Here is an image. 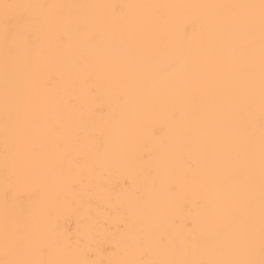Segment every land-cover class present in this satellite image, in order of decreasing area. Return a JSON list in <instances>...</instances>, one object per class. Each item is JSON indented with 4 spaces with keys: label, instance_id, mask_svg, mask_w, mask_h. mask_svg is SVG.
<instances>
[{
    "label": "snow or ice",
    "instance_id": "6c2138e0",
    "mask_svg": "<svg viewBox=\"0 0 264 264\" xmlns=\"http://www.w3.org/2000/svg\"><path fill=\"white\" fill-rule=\"evenodd\" d=\"M152 115L174 141L140 169ZM0 178V264H264V0H0Z\"/></svg>",
    "mask_w": 264,
    "mask_h": 264
},
{
    "label": "bare ground",
    "instance_id": "6f19581e",
    "mask_svg": "<svg viewBox=\"0 0 264 264\" xmlns=\"http://www.w3.org/2000/svg\"><path fill=\"white\" fill-rule=\"evenodd\" d=\"M35 2H62V3H91V4H148V3H169V4H194V3H231V2H258V0H35ZM171 19L164 26V32L174 41L180 40V33L183 25L191 23L194 18L192 10H173L170 13ZM199 42V36H196L192 45L195 46ZM85 115H89V104L87 99L84 100ZM107 105V101L105 102ZM175 131L167 127L159 115H152L147 119L132 125L127 133V152L129 156L136 160L137 166L140 169L146 167H155L162 163L168 150L171 148L174 141ZM144 141H147L145 148ZM149 150L152 153L150 161L145 162L139 159L142 152ZM128 176V170L121 168L115 170L110 177V182L113 185L122 183ZM21 200L17 203L19 206L27 208L32 199V190L28 186L20 188ZM96 203L100 207H104L101 199L97 198ZM123 211V209H121ZM3 217V187L2 178H0V221ZM74 228V226H73ZM104 247H110L108 242H104ZM107 255V254H106Z\"/></svg>",
    "mask_w": 264,
    "mask_h": 264
}]
</instances>
